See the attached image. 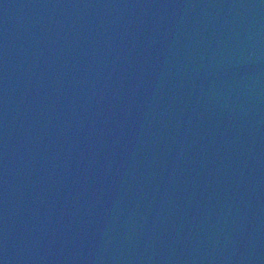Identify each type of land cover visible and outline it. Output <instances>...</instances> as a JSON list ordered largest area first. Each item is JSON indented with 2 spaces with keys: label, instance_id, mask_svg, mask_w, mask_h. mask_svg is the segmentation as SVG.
<instances>
[{
  "label": "water",
  "instance_id": "1",
  "mask_svg": "<svg viewBox=\"0 0 264 264\" xmlns=\"http://www.w3.org/2000/svg\"><path fill=\"white\" fill-rule=\"evenodd\" d=\"M0 264H264V0H0Z\"/></svg>",
  "mask_w": 264,
  "mask_h": 264
}]
</instances>
